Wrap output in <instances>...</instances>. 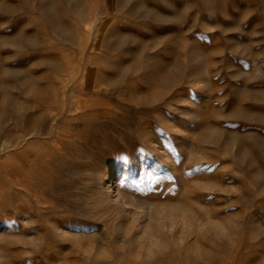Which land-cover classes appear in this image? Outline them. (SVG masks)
<instances>
[{
  "label": "rangeland",
  "instance_id": "obj_1",
  "mask_svg": "<svg viewBox=\"0 0 264 264\" xmlns=\"http://www.w3.org/2000/svg\"><path fill=\"white\" fill-rule=\"evenodd\" d=\"M0 261L264 264V0H0Z\"/></svg>",
  "mask_w": 264,
  "mask_h": 264
},
{
  "label": "bare ground",
  "instance_id": "obj_2",
  "mask_svg": "<svg viewBox=\"0 0 264 264\" xmlns=\"http://www.w3.org/2000/svg\"><path fill=\"white\" fill-rule=\"evenodd\" d=\"M192 62L195 64H193V67H196V64H197V62H198V57L196 56V55H193L192 56ZM175 79H173V78H171L170 76H168L167 78H166V80H164L165 82H166V85L168 86V85H171V84H173L175 81H174ZM158 99H160V98H162L160 95H158V96H156ZM175 97H173V96H171V98H169V100L168 101H170V100H172V99H174ZM192 117L195 119H197V117H199V114L198 113H196V112H194V113H192ZM31 130H32V128H31ZM30 130V131H31ZM54 131V130H53ZM29 132V131H28ZM208 134V133H207ZM26 135H27V133H26ZM209 135V134H208ZM55 139V138H54ZM40 152V151H39ZM42 155V154H41ZM37 157V156H36ZM42 157V156H41ZM34 159H36V158H34ZM33 159V160H34ZM40 160V159H39ZM31 163H34V162H31ZM117 169V166H112V167H109V169H107V171L105 172V174H104V180H103V182L105 181L106 182V186H107V188L110 190L111 189V186H112V184L110 183L111 182V179L113 178V176H115L116 174H115V170ZM12 174H10V176H11ZM15 180V179H14ZM27 180V179H26ZM28 182V181H27ZM104 184V183H103ZM28 185V184H27ZM25 186H26V183H25ZM25 188V187H24ZM26 189V188H25ZM29 190H30V188H29ZM31 190H32V188H31ZM30 193H31V191H30ZM132 200V199H131ZM10 208V207H9ZM27 210V206H18L17 208H16V211H15V215L16 214H18V213H22V214H24V212ZM8 211V210H7ZM10 211V210H9ZM12 215V214H11ZM10 215V216H11ZM36 228H37V226H36ZM36 236H37V239H38V241L40 242V243H42L43 244V242H44V237L42 236V235H40L39 233L38 234H36ZM24 238V237H23ZM22 238V239H23ZM26 239V238H25ZM39 242H35V243H33V244H31V242L29 241V240H25V242H23V244L26 246V248L28 247H33V249H35V250H37V249H39L40 247H41V245H40V243ZM27 250V249H26ZM27 252V251H26ZM0 262H2V261H0Z\"/></svg>",
  "mask_w": 264,
  "mask_h": 264
}]
</instances>
